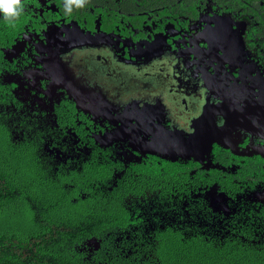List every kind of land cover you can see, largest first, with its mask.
I'll list each match as a JSON object with an SVG mask.
<instances>
[{"label":"flooded vegetation","instance_id":"obj_1","mask_svg":"<svg viewBox=\"0 0 264 264\" xmlns=\"http://www.w3.org/2000/svg\"><path fill=\"white\" fill-rule=\"evenodd\" d=\"M235 1L21 0L18 18L0 14V121L64 191L123 209L116 250L159 245L167 227L227 232L229 220L210 221L244 217L247 203L264 212V138L208 143L238 105L223 68L242 50L248 62L264 58V0ZM237 19L249 23L244 46ZM161 129L193 142L163 147L152 138ZM172 168L182 192L166 180ZM211 188L227 196L228 214L208 206Z\"/></svg>","mask_w":264,"mask_h":264},{"label":"trees","instance_id":"obj_2","mask_svg":"<svg viewBox=\"0 0 264 264\" xmlns=\"http://www.w3.org/2000/svg\"><path fill=\"white\" fill-rule=\"evenodd\" d=\"M258 43L264 57V40ZM44 165L34 146L12 141L0 121V264H264V212L249 203L241 206L240 211L249 208L244 217L210 221L216 229L229 220L227 232L183 234L167 227L159 231V245L145 235L148 243L129 254L111 244L117 238L112 230L126 229L123 209L90 196L74 198ZM169 171L166 180L182 192L183 181L175 169Z\"/></svg>","mask_w":264,"mask_h":264},{"label":"rangeland","instance_id":"obj_3","mask_svg":"<svg viewBox=\"0 0 264 264\" xmlns=\"http://www.w3.org/2000/svg\"><path fill=\"white\" fill-rule=\"evenodd\" d=\"M247 17L249 19V16ZM234 25L235 40L237 39L244 46V32L247 29L245 27L249 23L243 24L240 19H237ZM246 52L243 50L240 52L241 58L238 63L236 58L228 63L229 68H226V71L225 67L223 68V77L229 85L233 97L238 101V105L230 108L229 117L221 125H226L221 130L223 134L220 137L208 139V143L211 145L212 143H223L229 147H235L240 135L245 136L246 142L250 141V136L251 138L254 136L264 138V58L259 60L257 65V61L250 57L252 63L248 62ZM235 122L239 124L236 139L227 134Z\"/></svg>","mask_w":264,"mask_h":264},{"label":"water","instance_id":"obj_4","mask_svg":"<svg viewBox=\"0 0 264 264\" xmlns=\"http://www.w3.org/2000/svg\"><path fill=\"white\" fill-rule=\"evenodd\" d=\"M227 42H229L228 39H227ZM229 43H227L228 47H229ZM174 134L166 131L165 129H161V134L157 135L156 137L152 136V138L154 139L153 140L154 142L159 143V145H161L163 147L165 145L170 146V145H174V144L176 145V148L177 147H184V146L189 145L190 143L193 142V140H192L193 136H190L189 138H183L181 136V134H179V135H177V134L174 135ZM166 149H169V147H167ZM215 192H216V189L211 188L210 191L208 192V194L206 195V200L208 201V206L210 207V209L214 213H224V214L227 213L228 214L229 208H228L227 196L224 193H220V195H216ZM211 193H212V195H211ZM92 241H93V239H92ZM96 245L98 246V242L96 243ZM97 246H96V248H97Z\"/></svg>","mask_w":264,"mask_h":264},{"label":"clouds","instance_id":"obj_5","mask_svg":"<svg viewBox=\"0 0 264 264\" xmlns=\"http://www.w3.org/2000/svg\"><path fill=\"white\" fill-rule=\"evenodd\" d=\"M23 12L21 0H0V14L4 19L11 22L18 18Z\"/></svg>","mask_w":264,"mask_h":264}]
</instances>
